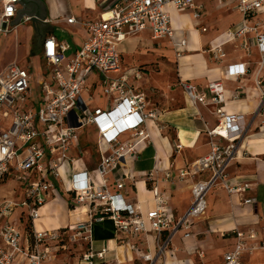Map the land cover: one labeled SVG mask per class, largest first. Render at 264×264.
I'll list each match as a JSON object with an SVG mask.
<instances>
[{"label":"built area","instance_id":"1","mask_svg":"<svg viewBox=\"0 0 264 264\" xmlns=\"http://www.w3.org/2000/svg\"><path fill=\"white\" fill-rule=\"evenodd\" d=\"M232 9L240 13L241 22L230 28L228 41L250 51L247 36H253L259 52L254 72L255 84L260 88V72L264 69V0H228ZM18 0H0V34H10L18 25L10 24L19 9ZM189 13L194 26L206 32L203 24L204 4L196 0H114L104 7L97 20H81L70 17L69 23H80L87 37L82 46L67 57L69 44L47 36L42 44V56L50 74L37 80L39 101L37 107L29 103L32 72L15 61L0 72V183L9 174L22 188L24 199L21 206L27 211L30 221L39 217V208L56 188L47 177H60L61 165L69 160L68 152L78 142V131L87 125L97 129V148L101 154L95 169L96 178L86 172L72 188V199L76 204L88 205L89 220L79 222L71 230L72 237L87 242L78 264H103L107 262V250L95 249L90 240L93 222L111 218L120 242H127L135 250L133 242L140 234L152 232L158 242V253L164 254L170 240L177 232L183 237L191 235L196 218L205 214L207 195L215 187H221L228 194L242 195L243 204H254V197H246L251 189L247 181L227 180L226 168L235 158L236 140L240 134L229 136L231 127L237 126L239 114L227 113L224 102V86L220 80L209 81L205 88L191 82L181 81L180 86L193 103L210 104L217 115L216 126L209 131L225 143L211 141L210 151L178 171L179 180L190 179L191 202L188 208L176 216L153 172L146 174L149 190L155 206L143 212L139 204L125 200L123 181H116L114 188L109 185L108 175L126 162L137 160L139 145L148 138L147 122L155 120L157 114L149 105L143 89L134 81L142 78L138 67L123 69L118 45L129 36L149 31L152 39H166L173 46L176 56L185 50V37L176 38L171 24L170 10ZM29 17L23 19L29 21ZM216 61L226 57L222 44L207 48ZM244 63L225 66L224 76L236 79L247 74ZM102 89L106 107H92L84 92L91 88V78ZM210 94L207 98L206 93ZM237 97V94L235 95ZM264 122V90L260 93L258 109ZM128 134L125 139L122 134ZM176 148H179L176 146ZM71 161H73L71 159ZM170 179V174H165ZM16 202L0 204V220L9 216ZM31 237L10 221L0 226V264H12L15 254H22L26 264H47L53 261V243H57L60 230L37 231L31 229ZM235 243L223 254L221 264H247L245 255L258 248L257 233L234 230ZM31 239V240H30ZM142 259L153 261L150 254L141 253ZM52 264H67L52 263Z\"/></svg>","mask_w":264,"mask_h":264},{"label":"crops","instance_id":"2","mask_svg":"<svg viewBox=\"0 0 264 264\" xmlns=\"http://www.w3.org/2000/svg\"><path fill=\"white\" fill-rule=\"evenodd\" d=\"M41 1L46 7L45 23L36 25L34 29L30 22L23 21L28 15H22L14 33L15 38L13 37L14 42L21 39L34 40V46L27 56L36 58L37 71H34L33 64L26 66L33 76L29 103L34 101L31 100L33 90L36 91V98L39 101L37 80L42 76L50 77L42 56L43 40L47 36H53L57 41L68 43L69 49L65 54L67 57L72 56L82 46L87 32L80 23H69L67 19L72 17L77 21L97 20L104 7L114 0ZM22 8L23 6L19 4V9ZM170 15L176 38L185 37L187 40V46L180 56H176L170 42L166 39H152L149 31L129 36L118 45L122 68H140L142 78L135 80L134 83L147 94L149 107L156 112L157 118L147 122L149 136L139 145L137 160L126 162L109 174V185L113 189L116 181H123L125 187L122 193L125 200L139 204L142 211L146 212L155 206L149 190L150 183L146 179V174L153 172L175 215L180 216L190 205L192 180L188 178L179 180L178 171L206 155L210 151L211 141L225 143V140L218 136L209 134L217 124L214 106L191 102L181 88L180 82H191L204 89L209 81L220 80L224 86L222 105L225 111L240 115L238 125L229 130V136L240 134V137L235 142V158L226 168L227 180L247 181L251 189L245 196L254 197L255 203L243 204L242 195L228 194L221 187L211 189L207 195L206 212L194 220L191 235L185 238L182 232L174 234L164 254L158 253V242L154 233L149 231L133 240L138 250L133 249L127 242H120L113 220L107 217L92 223L90 240L95 249L107 250V262L103 264H149V261L142 259L141 253L150 254L152 264H221L223 254L235 243L232 232L253 229L261 245L247 253L245 259L247 264H264V122L258 112L260 93L264 90V69L260 72L262 84L258 88L254 74L259 59L258 48L250 34L247 36L250 51L246 52L237 46V42L228 41L226 33L213 30L204 21L207 31L201 32L194 26L189 13H178L171 9ZM55 31L66 32L71 36V41L58 40L54 36ZM142 33L146 36H140ZM3 35L7 38L4 42L6 48L12 43V37H8L9 34ZM219 44H222L226 57L216 61L207 48ZM146 48L150 49L149 53L145 52ZM123 53H141L139 56L149 59L145 64L126 65ZM159 55L173 65L172 76L159 78L149 70L154 66L151 63L160 57ZM235 63H244L248 69L247 74L236 79L225 77V66ZM96 79L95 76L91 78L89 83L92 86L89 92H84V97L89 100L92 107L104 109L106 99ZM33 81L35 85L32 86ZM206 95L210 98L208 92ZM85 132H89L91 136L87 138ZM127 136L128 134L124 133L121 138L125 139ZM97 137L94 125L79 129L77 145L71 147L68 152L69 160L61 165L60 177L55 178L52 174L47 177L54 184L56 194L40 206L39 217L31 221L32 229L71 230L79 222L89 220L88 205L73 203L72 188L80 178L78 174L86 172L92 178H96L95 169L101 159L96 145ZM166 173L170 174V179H165ZM18 190L21 193L19 198L13 190L10 197H4L0 201V204L4 201L17 203L11 214L0 220V226L10 221L23 231L20 217L13 218L17 209L25 210L20 205L24 195L20 187ZM0 244L4 245L1 238ZM56 252L57 250L54 252L53 261L47 264L57 261ZM78 259L79 257H71L69 264H78ZM12 264H26L24 255L15 254Z\"/></svg>","mask_w":264,"mask_h":264},{"label":"rangeland","instance_id":"3","mask_svg":"<svg viewBox=\"0 0 264 264\" xmlns=\"http://www.w3.org/2000/svg\"><path fill=\"white\" fill-rule=\"evenodd\" d=\"M197 2H201L204 4L205 16L203 21L209 26L212 27L213 30L226 33L230 28L236 27L241 22V15L237 11L232 9L233 2L228 0H196ZM17 29L13 30L8 37H12V43L8 45L6 48L4 47V42L7 41L6 36L0 34V72L8 65V62H12L15 60L22 67H26L27 65L33 64L34 71H37V60L34 56H30L28 52H30L34 46V40H25L21 39L16 42L15 41V32ZM54 36L58 40L71 41V36L64 31H55ZM140 36H146L145 33L140 34ZM14 37V38H13ZM14 39V40H13ZM4 47V48H3ZM31 47V48H30ZM154 51V50H153ZM145 52L149 53L150 49L146 48ZM141 53H133L127 54L123 53L124 61L126 65H136V64H145L147 63L148 57L139 56ZM154 60L152 64L154 66L149 70L155 74L156 77L165 78L173 75V65L164 59L161 55ZM154 83V82H153ZM35 85V81L32 82V86ZM36 91L33 90L31 95V100H34L33 103L37 107L38 99L36 98ZM85 136L89 138L91 134L89 132H85ZM19 183L12 177L7 176L0 183V201L5 197H10L13 193V190L16 191V197H20L21 193L18 190ZM22 190V188L20 187ZM23 193V191H22ZM75 205L76 204L73 202ZM23 210V209H22ZM20 208L16 210L14 217H20V225L24 232H27L30 227L31 221L27 215V211H22ZM61 230L60 237L57 243H53L51 247L53 250H57L56 252V262H65L67 264L70 263L71 257L77 258L81 255V253L86 249V243L83 239H75L72 237V230Z\"/></svg>","mask_w":264,"mask_h":264},{"label":"water","instance_id":"4","mask_svg":"<svg viewBox=\"0 0 264 264\" xmlns=\"http://www.w3.org/2000/svg\"><path fill=\"white\" fill-rule=\"evenodd\" d=\"M23 6L22 9L17 10V15L14 20L10 21V24L19 25L22 15H28L30 18L28 22L36 29V25L45 23L46 7L41 0H18ZM19 21V22H18Z\"/></svg>","mask_w":264,"mask_h":264},{"label":"trees","instance_id":"5","mask_svg":"<svg viewBox=\"0 0 264 264\" xmlns=\"http://www.w3.org/2000/svg\"><path fill=\"white\" fill-rule=\"evenodd\" d=\"M69 206L71 207V205L69 204ZM32 227H31V223H30V227H29V230L26 232L28 235H29V237H31V233H32ZM31 240V239H30Z\"/></svg>","mask_w":264,"mask_h":264}]
</instances>
